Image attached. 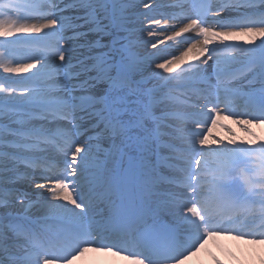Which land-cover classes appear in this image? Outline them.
<instances>
[{
  "label": "snow or ice",
  "instance_id": "obj_1",
  "mask_svg": "<svg viewBox=\"0 0 264 264\" xmlns=\"http://www.w3.org/2000/svg\"><path fill=\"white\" fill-rule=\"evenodd\" d=\"M0 38V264L264 245V140L212 137L264 125V0H0Z\"/></svg>",
  "mask_w": 264,
  "mask_h": 264
},
{
  "label": "bare ground",
  "instance_id": "obj_2",
  "mask_svg": "<svg viewBox=\"0 0 264 264\" xmlns=\"http://www.w3.org/2000/svg\"><path fill=\"white\" fill-rule=\"evenodd\" d=\"M191 35V34H188ZM149 39H165V44L172 43L166 41L163 33H160L157 37H152ZM251 39L246 36L236 37L228 43L232 44H245V41ZM259 37L256 38V43L259 42ZM251 46V45H245ZM160 47H165V45H160ZM175 50V49H174ZM179 54V50H176ZM23 58V57H20ZM9 61H5L8 63ZM163 62V61H162ZM195 62V61H187ZM186 62V63H187ZM179 71V69H176ZM162 71V70H160ZM28 74H6L0 69V77L9 76L12 79H22ZM166 75H168L166 73ZM227 122L229 126H233L227 129L220 123L215 128L212 129V137L218 139L221 136V140L227 142L231 139H235L237 142H243L245 140H251L255 138L257 141L264 140V125H252L251 134L246 132L243 127L235 126L233 120H223ZM233 128V130H232ZM245 251H255L254 255H259V257H264V245H254L249 243L247 240H237L230 236H212L208 237L204 243L203 248H201L195 255L188 257L184 264H259L260 258L253 257L252 260L248 259L245 255ZM83 259H78L73 262V264H133L132 259L126 258V254L116 255L113 252L107 251H97L90 249L83 256Z\"/></svg>",
  "mask_w": 264,
  "mask_h": 264
},
{
  "label": "rangeland",
  "instance_id": "obj_3",
  "mask_svg": "<svg viewBox=\"0 0 264 264\" xmlns=\"http://www.w3.org/2000/svg\"><path fill=\"white\" fill-rule=\"evenodd\" d=\"M0 39H2V38H0ZM231 120H233V122H235V119H231ZM220 123H221L223 126H224V124H225L227 129H228V128L230 129L231 127H233V126H229L228 123H227V122H224V121H221ZM220 123H219V124H220ZM235 123H236V122H235ZM235 126H237V127H241L239 124H235ZM232 130H233V128H232ZM221 137H222V135H221V136H218L217 138L221 140ZM254 253H255V251H245V252H244V255H245L248 259H251V260H252L253 257L260 258V259H259L260 261L264 260V257H259V255H257V254L254 255ZM79 259L82 260L83 257H81V258H79ZM257 264H259V262H258ZM260 264H261V263H260Z\"/></svg>",
  "mask_w": 264,
  "mask_h": 264
}]
</instances>
